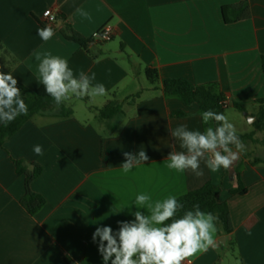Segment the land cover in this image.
<instances>
[{"label":"crops","instance_id":"crops-1","mask_svg":"<svg viewBox=\"0 0 264 264\" xmlns=\"http://www.w3.org/2000/svg\"><path fill=\"white\" fill-rule=\"evenodd\" d=\"M242 1L0 0V66L18 83L31 90L43 86L34 53L50 52L66 59L77 77L81 71L95 73L93 84L107 90L104 96L79 97L91 104L93 119L79 118L75 109L67 118L36 116L0 148V264H103L92 234L97 226L115 231L118 221L134 219L137 194L162 200L207 182L222 186L220 199L228 204L233 232L224 235L216 227L215 246L192 258V264H264V164H252L264 155V128L253 125L255 102L264 96V0H248L250 19L226 23L222 8ZM48 10L57 16L53 23L44 21ZM107 24L113 38L100 42L98 33ZM67 25L91 42L88 48L62 35ZM45 26L54 31L47 42L37 34ZM146 68L161 80L218 85L228 105L225 116L229 110L238 113L234 127L243 136L242 152L231 146L238 159L230 168L212 172L201 160L203 175L197 177L167 167L168 154L183 151L170 131L185 125L203 132V122L196 104L168 99L149 83L138 88ZM111 100L119 102L121 113L103 120L100 110ZM177 111L186 117H173ZM244 125L250 128L240 131ZM36 145L43 155L34 153ZM141 149L149 159L125 174L123 154ZM18 160L42 168L31 186L46 200L36 216L20 203L25 189L24 177L16 173ZM239 164L246 193L232 196Z\"/></svg>","mask_w":264,"mask_h":264},{"label":"clouds","instance_id":"clouds-1","mask_svg":"<svg viewBox=\"0 0 264 264\" xmlns=\"http://www.w3.org/2000/svg\"><path fill=\"white\" fill-rule=\"evenodd\" d=\"M76 11L88 16L80 8ZM37 34L47 42L54 31L45 26L38 29ZM34 55L39 61L38 80L57 108L73 96L106 95L107 90L102 83L93 84L95 73L89 76L81 71L77 77L66 59L50 52H36ZM17 84L11 72L0 71V123L5 126L28 113V106ZM201 117L205 124L215 121L216 126L207 127L202 132L180 125L170 131L183 151L168 154L169 169L181 173L190 170L199 177L203 175L201 160L212 172L228 169L238 159L231 146L241 152L244 150L234 125L223 113L207 110L201 113ZM33 151L43 155L40 145L34 146ZM123 155L125 162L120 168L125 174L149 159L143 149L136 154L125 152ZM132 204L137 208L131 213L134 219L118 221L115 231L108 225L97 226L92 234L103 264H192V258L215 246L217 217L211 212L201 211L199 205L177 218V212L183 205L174 195L153 200L150 194L140 193ZM140 209H146V214Z\"/></svg>","mask_w":264,"mask_h":264},{"label":"trees","instance_id":"trees-1","mask_svg":"<svg viewBox=\"0 0 264 264\" xmlns=\"http://www.w3.org/2000/svg\"><path fill=\"white\" fill-rule=\"evenodd\" d=\"M222 14L226 23H234L251 18V8L248 0H244L236 5L224 6ZM62 35L69 41L75 42L83 48H88L91 43L89 40L83 38L76 33L70 26H66L61 30ZM1 48V41H0ZM94 58H97L95 56ZM261 67L264 75V55L261 56ZM0 71L8 73L0 66ZM145 77L149 84L153 85L155 89L160 90L164 97L168 99H176L182 102L185 106L191 107L197 105L198 115L207 110H212L216 113H223L225 115L228 107L226 99L220 93L216 83H209L205 85H195L185 78H176L170 80H161L157 71L146 68ZM22 98L28 106L27 115L18 116L13 122L7 126L2 124L0 126V148L4 143L16 134L21 127L36 116H49L57 118H67L72 115L71 109L68 107L66 101L57 108L53 98L47 95L44 86L37 90H31L24 85L18 83ZM139 96V95H138ZM136 96V97H138ZM258 104L257 119L253 124L258 131L264 128V96L262 99L255 102ZM240 111H245L241 104H234ZM121 113V106L118 101L111 100L106 106L100 110V118L103 120L111 119L112 117ZM173 117L182 118L186 114L182 111H177L172 114ZM202 118V117H201ZM203 122V120H202ZM216 122L210 121L208 124L203 122V129L207 127H215ZM240 139L243 136H238ZM264 146V141L262 142ZM16 173L18 176L24 177L25 194L21 199V206L26 210L30 216H36L45 206L46 200L39 194L32 190V183L41 175L42 168L38 164L28 166L24 161H15ZM264 164V155L262 158H256L252 164ZM242 167L239 164L236 168V185L229 190V194L244 195L246 188L243 186L241 180ZM222 194V186L214 182H207L201 188L187 192L186 194L177 197L178 201L183 207L177 212V218L181 217L186 211L194 210L195 205L203 212H211L217 217L216 227L219 232L224 235H231L233 232V225L231 221L230 211L226 201L220 199ZM69 264L72 262L68 261Z\"/></svg>","mask_w":264,"mask_h":264},{"label":"rangeland","instance_id":"rangeland-1","mask_svg":"<svg viewBox=\"0 0 264 264\" xmlns=\"http://www.w3.org/2000/svg\"><path fill=\"white\" fill-rule=\"evenodd\" d=\"M136 85L138 88L141 87H146L148 86V82L143 79V78H138ZM70 109H75L76 114L78 115L79 118H86V119H93V117L95 116V112H93L91 110V104L87 102V100H85L84 98H76L75 100L73 99V101H70V105L68 106ZM236 111L234 110H229L228 111V120L234 125L236 126V120L234 117V114H238V113H234ZM245 130L239 127L240 131H247L246 129H249V126L244 125Z\"/></svg>","mask_w":264,"mask_h":264},{"label":"built area","instance_id":"built-area-1","mask_svg":"<svg viewBox=\"0 0 264 264\" xmlns=\"http://www.w3.org/2000/svg\"><path fill=\"white\" fill-rule=\"evenodd\" d=\"M43 18L46 23H53L57 20L56 14L51 10L46 11L43 15ZM113 34V27L110 24H107L98 33V40L100 42H109L112 40Z\"/></svg>","mask_w":264,"mask_h":264},{"label":"water","instance_id":"water-1","mask_svg":"<svg viewBox=\"0 0 264 264\" xmlns=\"http://www.w3.org/2000/svg\"><path fill=\"white\" fill-rule=\"evenodd\" d=\"M223 244H225V242H226V237H223Z\"/></svg>","mask_w":264,"mask_h":264}]
</instances>
